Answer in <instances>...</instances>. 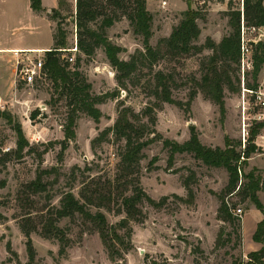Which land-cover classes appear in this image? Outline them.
I'll return each instance as SVG.
<instances>
[{
    "label": "rangeland",
    "instance_id": "rangeland-1",
    "mask_svg": "<svg viewBox=\"0 0 264 264\" xmlns=\"http://www.w3.org/2000/svg\"><path fill=\"white\" fill-rule=\"evenodd\" d=\"M64 1L66 4L61 17L52 23L53 35L59 33L61 28L66 32L65 46L71 48L76 38V25L72 17L76 0ZM150 1L152 5L153 0ZM159 1V7L154 6L156 9L152 12L153 35L150 44L154 47L162 38L168 37L173 27L182 20L189 8L188 1L191 8L200 13L197 22L201 34L196 44H205L208 37L219 43L230 34L233 28L229 23V13L233 10L241 11V23L244 18L246 24L253 25L245 19L243 0ZM170 5H176V8ZM111 9L108 7V12ZM99 25L100 20L91 23L93 28ZM106 35L111 42L123 48L119 53L122 59H129L137 50H144L143 37L134 33L126 16L108 27ZM7 40L47 44L52 40L51 28L48 21L26 20ZM260 44H264V39L252 47L245 83L247 87L250 83L264 89V64L257 75L254 68L255 53ZM212 53L211 49L206 48L200 53L165 57L154 66L155 70L173 75L172 96L181 102V105L164 102L156 107L155 127L163 138L183 143L190 138V126L193 125L203 144L224 148L226 141L230 140L238 144L237 150L243 152L250 143V130L257 122L264 120L256 119L258 112H264V109L257 106L252 98L246 103L242 99L241 61L239 65L229 62L234 84L239 89L233 91L225 87L224 110L206 97L199 82L205 72L203 64L208 62ZM31 55L33 58L40 56L45 59V52ZM65 55L75 57L72 64L76 62V57L81 56L80 71L91 83V93L118 94L97 105L102 112L98 122L86 113H78L74 127L76 136L69 141L68 148L62 151L60 141L65 138L64 130L71 109L66 96L59 94L45 73L30 84L16 75L13 81L11 71L17 54L0 50V264L29 262L27 238L21 229L24 217L31 215L38 222L42 212L50 205H60L64 192L71 190L79 196L84 183L92 178L95 181L91 188H95L97 182L101 185L115 176L124 141H116L112 133L104 141L93 143V140L115 123L122 106L142 113L147 106L156 102L152 93L153 74L148 66L138 74L139 81L123 88L117 83L116 71L103 46L98 47L91 56L79 51L66 52ZM194 92L196 95L188 103ZM36 110L39 113L36 118H32L31 114ZM3 111L11 113L15 121L21 123L30 142L32 149L26 147L22 157L16 153L18 138L14 123L5 118ZM255 145V152L248 159V164H242V169L245 173L255 170V175L261 178L258 195L264 204V127L256 135ZM143 152L145 157L141 161L139 174L141 186L160 203L157 206L147 201L141 204L145 217L142 222H132L133 247L124 253L123 258L112 260L98 230L89 221L76 215L64 218L59 223L68 228L71 238L63 254L60 253L58 240L47 239L37 231L32 232L36 250L34 264H246L249 252L262 247L261 243L253 241L252 233L256 220L264 215L249 198L243 199L239 194L227 195L229 172L225 168L208 166L187 152L177 153L173 164L169 165L170 153L164 147L163 140L152 143ZM153 158L158 159L150 166ZM43 170H48L42 174L43 182L48 184L47 190L30 192L27 184ZM186 178L190 179L192 196L185 187ZM247 181L241 176L239 185ZM224 195L231 205L242 209L241 216L234 213L240 221L219 219L220 198ZM119 205L120 200L114 199L111 210L100 208L110 224H116L125 216V213H117ZM91 210L95 212L97 208L91 207ZM9 242L13 253L8 250Z\"/></svg>",
    "mask_w": 264,
    "mask_h": 264
},
{
    "label": "trees",
    "instance_id": "trees-1",
    "mask_svg": "<svg viewBox=\"0 0 264 264\" xmlns=\"http://www.w3.org/2000/svg\"><path fill=\"white\" fill-rule=\"evenodd\" d=\"M64 4H66L64 0H59L58 8L52 9L51 15H49L52 20L61 17ZM188 4L189 8L185 11L182 20L173 27L168 37L162 38L158 45L154 47L150 44V38L153 35V14L147 8V0H76L75 14L72 17L76 25L79 52L91 56L98 47L103 46L110 64L116 71L117 83L119 87L123 88H126L129 83L139 81L138 74L143 71L144 67L148 66L153 74L152 93L156 102L147 106L142 113L135 112L129 106H122L118 111L115 123L104 129L93 140V143L104 141L112 133L116 141H124L119 153L118 170L113 178L105 180L104 183L101 182V185L98 184L100 182H97L95 188H91V184L95 181L92 178L84 183L85 186L80 190L79 196L71 190L64 192L60 205H50L45 212H42L38 222L31 215L23 218L21 229L27 238L26 246L29 255L27 264H34L36 260L32 232L37 231L47 239L58 240L60 253L63 254L70 245L71 238L68 236V228L60 226L59 223L64 218H72L76 215H80L85 221H89L92 227L98 230L112 260L123 258L124 253L133 247L132 236L134 230L132 222H142L145 217L141 204L144 201L154 206L160 203L141 186L139 175L141 161L145 157L144 149L158 140H163L164 147L169 149V165L173 164L177 153L187 152L208 166L225 168L229 172L227 195L239 194L243 199L249 198L264 215V204L258 195L261 190V178L255 175V170L245 173L242 169V164H248V159L257 148L255 137L259 134L260 129L264 127V120L257 122L250 130L248 138L250 143L243 152L237 150L238 144H234L230 140L226 141V147L224 148L203 144L193 125L190 126V138L183 143L163 138L155 127L157 122L156 107L164 102L181 105V102L172 96L171 83L173 75L160 69H154L158 61L165 57L174 58L190 53H200L206 48L211 49L213 53L209 56L208 62L205 65L203 64L205 72L199 85L206 97L218 104L222 111L225 105V87L227 86L233 91L239 89L234 84L229 62L238 65L240 63L241 11L233 10L229 13V23L233 31L224 36L219 43L208 37L205 44L199 45L195 41L198 40L201 34V28L197 22L200 13L198 10L191 8L190 1H188ZM244 6L245 19L249 23L264 25V0H245ZM31 7L36 12L45 10L42 0H31ZM108 7H112L109 12ZM124 16L129 19L134 33L143 37L144 43V50H137L129 59L119 57V53L122 52L123 48L111 42L106 35V29ZM99 20V27L93 28L91 23ZM66 42V32L59 28V33L54 34V47L45 53L43 67V73L52 80L59 94L66 96L68 105L71 107L64 130L65 138L60 141L62 151L68 148L69 141L76 136L74 127L78 113H86L98 122L102 117V112L97 105L118 94V92L101 95L91 93V83L80 71L81 56L76 57V62L72 64L65 57L66 52L61 50L68 48L65 46ZM221 61L222 64H220ZM263 64L264 44H260L255 53L254 68L256 75ZM248 86L258 87V85L250 83H248ZM195 95L196 92L193 93L188 103ZM38 113L39 111H34L31 117L36 118ZM3 115L10 123H14L18 138L16 153L18 157H22L26 147L32 149L30 142L24 134L21 123L16 122L11 113L3 111ZM144 117H147V120H144ZM157 159L153 158L150 166H153ZM47 172L48 170L39 172L37 178L27 184L30 192L39 193L47 190L48 184L42 180V174ZM241 176L247 178L248 181L239 185ZM189 180V178H186L185 187L192 196ZM225 195L220 198L219 219L227 222L240 221V218L235 217L236 215L232 211L236 206L231 205ZM114 199L120 200L117 213H125V216L116 224H110L100 208L106 207L111 210V203ZM91 207H96L97 210L93 212ZM252 239L261 243L262 247L249 252V260L246 264H264V217L258 221ZM7 247L9 252H12L10 242Z\"/></svg>",
    "mask_w": 264,
    "mask_h": 264
},
{
    "label": "crops",
    "instance_id": "crops-1",
    "mask_svg": "<svg viewBox=\"0 0 264 264\" xmlns=\"http://www.w3.org/2000/svg\"><path fill=\"white\" fill-rule=\"evenodd\" d=\"M159 2H160L159 0H153L151 5V1L147 0L148 10L152 13L156 9L154 8V6L159 7L158 4ZM42 5L45 10L42 12H36L31 7V0H0V50H9L15 52L17 54L16 60H18L24 55H31L32 54L31 51L50 50L53 48L54 46V35L52 28L53 20L50 18L49 14L51 13L53 8H58L59 0H42ZM170 6L173 9L176 8V5L174 6L170 5ZM26 20L34 21V22L48 21L49 27L51 28L52 40L47 44H26L23 42L16 43L7 40V38L13 35V32H15L17 28H19L20 24L25 23ZM220 40H216V41L219 42ZM16 60L11 71L12 72L11 77L13 81L15 80V75L17 72ZM9 72L10 69L8 68V74ZM259 220L260 218L257 219L255 222L256 227ZM256 227L254 228L253 233L256 230ZM255 243L259 244L258 242Z\"/></svg>",
    "mask_w": 264,
    "mask_h": 264
},
{
    "label": "built area",
    "instance_id": "built-area-1",
    "mask_svg": "<svg viewBox=\"0 0 264 264\" xmlns=\"http://www.w3.org/2000/svg\"><path fill=\"white\" fill-rule=\"evenodd\" d=\"M244 3V0H243ZM264 39V25H248L246 24L244 18L241 23V70H242V99L246 103L249 101V98H252L255 104L264 109V89L262 86H258V88H250L246 86L245 83V72L246 67L250 66V59H252V50L254 43L261 41ZM65 52H77L78 44H77V34L74 42V46L71 48H63L61 49ZM48 50H37L31 51L32 53H41ZM35 57V56H34ZM37 57V56H36ZM65 57L69 60V62H73L75 57L73 55ZM44 67V57L33 58L32 55H26L24 58H19L17 60V72L16 76L30 84L33 83L38 77L42 76ZM256 119L263 120L264 112H258ZM246 127V126H245ZM247 139H245L246 143ZM233 213L237 215H242L241 208H235L232 210Z\"/></svg>",
    "mask_w": 264,
    "mask_h": 264
}]
</instances>
